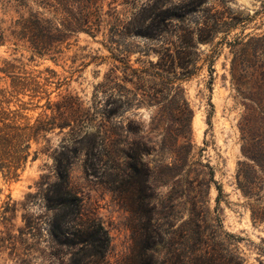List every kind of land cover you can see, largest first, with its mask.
Instances as JSON below:
<instances>
[{"label": "rangeland", "instance_id": "1", "mask_svg": "<svg viewBox=\"0 0 264 264\" xmlns=\"http://www.w3.org/2000/svg\"><path fill=\"white\" fill-rule=\"evenodd\" d=\"M149 1L104 0V12L112 17L105 15L102 32L71 36L53 58L33 56L12 43L0 47V89L12 91L14 76L42 87L35 97L27 91L13 99L20 100L25 119L32 122L56 114L48 102L74 98L73 108L79 106V115L93 126L90 135L99 133L106 85L112 89V160L106 165L102 148L92 150L86 141L70 167L71 187L83 199L85 220L96 219L110 238L106 264L130 263L146 245H155L167 264L177 259L264 264V222L252 217L254 212L264 217V84L259 73L253 74L264 67V56H255L254 43L248 44L264 36V0H207L205 8L224 12V21H231L232 12L247 21L229 36L221 32L213 43L201 44L199 71L177 82L180 92L171 93L128 81L132 72L125 62L141 69L139 59L158 60L154 52L148 58L142 55L144 40L124 39L113 53L106 47L104 34L115 20L128 21ZM4 2L0 0V20L9 23L16 13ZM185 2L167 0L173 5ZM235 42L239 44L231 46ZM258 46L264 49V42ZM8 66L14 73L2 72ZM108 76L111 83H106ZM149 96L158 104L149 105ZM70 132L57 129L34 143L32 151L38 156L18 179L0 171V238L15 236L0 242V264H70L73 251L53 243L45 229L30 243L20 234L25 216L50 214L29 203L30 195L37 193L42 177L54 179L55 153ZM8 203L15 211L8 214L11 224L5 225L1 213Z\"/></svg>", "mask_w": 264, "mask_h": 264}, {"label": "trees", "instance_id": "2", "mask_svg": "<svg viewBox=\"0 0 264 264\" xmlns=\"http://www.w3.org/2000/svg\"><path fill=\"white\" fill-rule=\"evenodd\" d=\"M206 4L207 0H186L181 5L167 4V0H152L142 4L128 21L120 22L116 19L108 34H104L106 47L112 53L123 46L122 40L139 38L145 41L144 50L141 51L143 56L148 58L151 52L158 56L156 63L150 59H139L137 62L144 66L141 69L133 68L129 61L125 62L127 69L132 72L128 81H137L144 87L150 85L149 88L154 90L161 86L170 93L180 92L177 82L191 79L199 71L196 66L200 59L199 46L213 43L221 32L229 36L247 21L231 11V21L226 22L224 12L212 13L211 9L205 8ZM4 6L8 10H14L16 15L9 23L0 20V47L8 43L16 48L21 45L39 58H53L61 54L71 36L85 33L95 37L103 30L105 15L112 17L110 12H104V0H5ZM261 42H264V36L251 38L248 43H254L255 56H264V49L258 46ZM237 44L239 43L235 42L231 46ZM12 69L13 66H8L2 72L14 73ZM254 73L260 74V81L264 84V67H257L253 70ZM158 80L160 83H157ZM112 81L111 77L106 78V83ZM106 87L104 94L107 100L97 135L89 134L93 126L86 124L83 115H79V106L73 108L72 97L57 104L48 102V109L54 111L55 107L56 114L39 116L32 122L25 119L22 113L26 110L24 105L17 104L20 100L15 103L13 99L27 91L35 97L42 87L35 80L14 76L12 91L0 89V171L10 178L18 179L29 160H36L38 153L32 151L34 143L46 140L57 129L61 132L71 130L70 138L63 141L59 152L55 153L54 179L50 176L42 177L37 193L30 195L29 203L43 206L50 214L35 218L25 216V226L20 229L25 243L38 239L45 229L53 243L73 251L70 264H106L110 245L108 233L101 224L96 219L85 220L83 199L72 189L70 183V167L86 141L92 150L102 148L107 156L106 165L112 160L111 149L116 143V130L112 125L116 111L112 105L116 100L112 89L107 85ZM149 98V105L158 104L154 97ZM141 104H144L143 101H138V105ZM218 190L219 202L222 190L220 187ZM14 211L13 205L8 203L1 213V222L10 225L11 218L8 214ZM252 217L255 222H264V217L260 214L254 212ZM13 238L15 236L9 234L8 239L0 238V242L6 243ZM184 261L172 260L170 264L189 263ZM124 264L167 263L159 258L155 245H146L136 251L130 263Z\"/></svg>", "mask_w": 264, "mask_h": 264}]
</instances>
